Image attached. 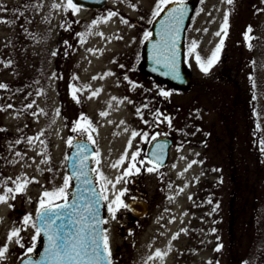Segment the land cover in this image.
<instances>
[{
  "label": "rangeland",
  "instance_id": "1",
  "mask_svg": "<svg viewBox=\"0 0 264 264\" xmlns=\"http://www.w3.org/2000/svg\"><path fill=\"white\" fill-rule=\"evenodd\" d=\"M62 2L0 0L5 9L0 11V19L8 21L0 23V83L7 85L0 88V175L15 178L26 174L38 181L10 201L14 207L0 204V244L11 227L20 226L26 213L35 217L44 190L63 184V176L69 174L65 159L70 150L67 140L87 136L72 131L74 122L83 114L96 128L92 135L100 153L98 167L113 181L128 166L125 162L114 169L110 164L126 150L131 130L147 131L150 136L156 132L160 136L172 135L174 140L164 167L151 173L146 171L149 166L141 167L137 181L146 190L150 205L133 230L124 233L121 228L124 208L112 219L105 207L113 264H244L243 232L251 203L258 197L256 190L258 194L262 180L264 183V176L255 177L258 173L254 168L255 162L261 170L264 164V160H259L261 133L255 132L257 118L264 129V0H234L231 5L224 0L194 1L184 37L183 64L191 75V82L185 87L147 72L143 65V34L151 30L149 20L157 0H107L100 8L81 7L77 15L52 8L53 3ZM109 11H116L119 16L90 27L93 20L102 21ZM225 12L229 13L227 36L218 61L205 75L195 59L187 55V49L195 40L198 54L202 58L210 56L220 42L221 37L215 33L221 29ZM120 17L129 23H121ZM248 26L253 29L250 35L255 37L251 49L244 37ZM86 32L91 34L81 44L77 33ZM97 32L104 36L96 35ZM117 35L122 39L115 38ZM108 72L114 75L92 79ZM125 75L141 87L132 89L124 80ZM70 85L91 87L77 93V103ZM160 88L172 95L160 96ZM95 89L102 91L89 99ZM111 97L128 100L117 109V101ZM30 103L32 108H27ZM145 103L148 108L142 107ZM137 108H141L143 119L149 124L143 123ZM156 110L172 118L171 127L167 122L158 126L153 123ZM102 111L110 114L102 117ZM125 127L129 132L123 131ZM41 132L40 140L27 143L28 137ZM148 145L141 137L135 138L129 155L139 147L143 149L139 159H146ZM17 152L22 155L16 156ZM45 159L48 163L41 162ZM192 160L198 163L185 172ZM132 176L126 178L127 183ZM127 183L116 184V190L126 188ZM107 187L111 199L113 189L111 185ZM181 188L183 192L179 191ZM263 196L262 193L264 202ZM124 197L129 198L126 194ZM209 198L211 203L207 202ZM173 217L175 222L170 223ZM182 228L187 233L181 232L178 239L172 240ZM33 232L29 228L21 233L26 246L31 243ZM41 243L42 237L38 248ZM169 245L171 251L163 261L147 260L156 249L166 250ZM23 252L13 243L0 264H18Z\"/></svg>",
  "mask_w": 264,
  "mask_h": 264
},
{
  "label": "snow or ice",
  "instance_id": "2",
  "mask_svg": "<svg viewBox=\"0 0 264 264\" xmlns=\"http://www.w3.org/2000/svg\"><path fill=\"white\" fill-rule=\"evenodd\" d=\"M225 3L231 5L234 0H224ZM169 4L176 5L175 7L170 8L167 11L165 17L159 21V40L152 44V61L155 65L161 66L165 69L162 73L165 76L173 77L176 79L180 78L179 71V56L180 50L178 47V39L180 33L183 30L182 26L185 20V17L188 13V8L186 7L185 0H157L154 10L151 13V19L149 23L155 22L156 18L164 12L165 8ZM134 8L135 5H132ZM52 8L61 9L65 13L71 11L73 15H77L81 11V6H78L75 3V0H63L62 3H53ZM5 10L0 6V11ZM264 11V9H261ZM199 13H197L198 15ZM210 14V13H209ZM119 16V13L116 11H109L103 20H93L90 27H95L99 23H107L113 17ZM120 22L123 24H128V20L120 17ZM0 23H8L6 20L0 19ZM70 26V25H69ZM229 26V13L225 12L221 29L215 33L216 36L221 37L219 44L212 51L211 55L207 58H202L197 50L198 42L193 40L188 49L187 55L192 57L197 62L199 69L207 75L211 68L219 59V53L224 44V37L227 36V29ZM199 31V30H198ZM206 31V30H205ZM253 29L251 26H248L244 33L245 40L248 41L249 49L252 48L251 40L255 39L254 36L250 35ZM223 33V36H222ZM91 32L86 33H77V36L80 37V43H85L84 37L90 35ZM96 35L101 37L104 36L102 32H97ZM153 32L145 31L143 34V39L145 41L151 40ZM115 38L122 39L119 35ZM67 43V42H65ZM88 51L95 53L94 49H88ZM53 55H56L53 52ZM254 63V62H253ZM10 64V62H9ZM6 67L8 65H5ZM121 68L124 65H120ZM154 71H158V68H154ZM114 75V73L108 72L104 76L92 77L93 80L103 79L106 76ZM73 79H78V77H73ZM252 77H250V80ZM124 80L128 82L132 89L141 87L136 84L134 81L130 80L127 75L124 76ZM254 84V81H253ZM90 85H83L81 88H77L74 85H70L71 95L77 103H79V98L77 93L84 90L90 89ZM0 88H7V85L0 83ZM102 89H95L91 91L89 99L97 97ZM31 95V94H29ZM159 95L163 97H169L172 95L170 91H165L164 89H159ZM111 100L117 101V109L119 104L124 103L128 100L127 97H124L122 100H118L117 97H111ZM132 103V101H128ZM32 104H28L27 108H32ZM8 108H11L12 105H8ZM108 107L111 108L112 105L109 102ZM143 108H148V104L145 103ZM137 113L141 116L144 124H149L148 120L143 119L141 108H137ZM40 112L43 114L44 110L41 109ZM57 115H59V110L57 109ZM110 113L108 111H102L99 113L102 117H107ZM35 115V113H33ZM154 121L156 126L160 123L167 122L169 127L172 124V118L160 113L158 110L153 112ZM162 117V119H161ZM112 123V121H109ZM124 121H120V124H124ZM2 130V129H0ZM73 132L87 133L86 141H90L91 144L95 145L96 141L93 138L92 132L96 131V128L93 125V122L86 116L81 114L77 121L74 122V127L72 128ZM124 132H129V129L125 127ZM255 132L261 133V138L258 141L259 150L264 154V129L261 128L259 123V118H257ZM43 135V132L34 137H28L27 143L32 144L36 140H40V136ZM161 133L156 132L150 136L147 131H137L131 130L130 139L127 142L126 150L121 154L119 159L110 164V167L118 169L127 162L128 166L124 171L115 177V180H111L106 177L103 172L98 167L100 164V153L98 150L93 151L87 142H79L75 145L73 144V138L69 137L67 140V145L69 147H75L76 152L73 156H66L65 159L71 161L70 174H65L63 176V184L58 187H53L51 190H44L39 197L38 207L35 213V217L31 213H26L21 221L20 226H13L8 230L6 239L3 244H0V262L6 259L7 253L9 252L10 245L15 243L21 249H24L23 255L20 258L21 264H113L112 261V252L110 246V240L108 235V229L103 227L108 223V220L101 218L100 210L104 206V202H107L106 207L108 213L111 215L112 219L116 218V213L120 211L121 208H129L122 197L127 192V188L116 190V184L121 182L127 183V177H130L134 174H139L141 167L145 164L150 165L146 168L147 172H157L159 167L162 165V162L165 158V148L167 145L165 143H155L152 147V150L147 154L146 159H139L141 157L143 149L137 147L135 151L131 152L129 155V149L132 148V142L135 138L141 137L142 141L148 144H151L153 141H157ZM167 135V134H165ZM16 143H21L20 140H17ZM41 144L44 141H40ZM182 148V146H181ZM181 150L178 148V151ZM43 155V153H39ZM22 154L17 152L16 156H21ZM198 155V154H197ZM94 161L93 167H89V160ZM180 159H186L185 157H180ZM42 163H48V159L42 160ZM19 163V161H16ZM198 161L192 160L188 163L184 171H188L194 164H197ZM199 163H202L199 162ZM137 165H140L138 167ZM30 166V165H29ZM175 167V165H173ZM51 171V169H48ZM215 171V169H214ZM95 173L99 177L100 181H103L102 184L99 182L94 183L92 174ZM183 175V173H180ZM198 180V178H197ZM76 183V189L74 193H70L69 189L73 187V182ZM31 183H38L35 177H28L26 174L13 177H3L0 175V204H7L10 208L14 207L10 201L15 200L18 195H23L26 193L28 186ZM108 185H111L113 192L112 198H109ZM180 192H183L184 189H179ZM71 195V199H69ZM189 200L192 199L191 196L188 197ZM169 199H174L169 197ZM211 203V199L207 201ZM218 207V205H216ZM215 210V208L213 209ZM167 211V210H166ZM187 215V213H185ZM2 222V218H0ZM170 223L175 222V217L169 221ZM29 228L33 229V235L31 236V243L26 246L23 243V236L21 233L27 231ZM186 228L180 229L179 232L173 234L172 240L178 239L181 232L187 233ZM212 231H215L213 229ZM43 236L46 240V246L43 249V252L39 254L38 258H34L36 255L37 243ZM220 247H217L215 250L219 251ZM171 251V246L166 250L156 249L155 252L148 256V261L160 260L163 261L164 257ZM208 264H212L211 261Z\"/></svg>",
  "mask_w": 264,
  "mask_h": 264
},
{
  "label": "water",
  "instance_id": "3",
  "mask_svg": "<svg viewBox=\"0 0 264 264\" xmlns=\"http://www.w3.org/2000/svg\"><path fill=\"white\" fill-rule=\"evenodd\" d=\"M106 1L107 0H75V3H77L78 6H81V7H85V8H100V7H103L105 6L106 4ZM185 4H186V7L188 8V13L185 17V20H184V23H183V26H182V31L180 33V37L178 39V47H179V50H180V56H179V71H180V78L179 79H176V78H173V77H169V76H165L163 75L162 73L165 71V69L161 66H157L153 63L152 61V44L155 43L156 41L159 40V29H160V23L159 21L162 20L165 15L167 14V11L172 8V7H175L176 5L174 4H169L164 12L161 13V15L159 17L156 18L155 22L153 23V26H152V31H153V36L151 38V40L149 41H146V44H145V48H144V56H145V60H144V68L145 70H147L148 72L158 76V77H161L163 79H166V80H169L170 82L176 84V85H179V86H182V87H185V86H188L191 82V75L190 73L185 70L184 68V64H183V44H184V34H185V29L188 25V22H189V19H190V16L192 14V11H193V1L192 0H185ZM154 68H158L159 70L158 71H154L153 69ZM79 142H87L89 147L95 151V148L93 146V144H91L90 141H86V138H83V137H80V136H76L74 139H73V144L75 145L76 143H79ZM165 143L167 145V147L165 148V158L162 162V165H165L168 157H169V151H170V146L171 144L173 143V139L171 137H167V136H160L158 137L157 141H153L149 148H148V151L147 153H149L151 150H152V147L155 143ZM76 152V148L73 146V147H70V150L68 152V155L69 157L73 156ZM70 163L71 161H68L67 160V168H68V172L70 174L71 172V168H70ZM94 164H93V160L91 159V156H90V160H89V167H93ZM92 178L94 180V183L98 182L97 181V178L95 177V173L92 174ZM75 189H76V183L75 181L73 182V187L70 189V193H74L75 192ZM69 199H71V195L69 197ZM129 205V208L134 212V213H137L139 215H144L147 210H148V204L147 202H145L144 200H138V201H135V200H132L128 203ZM104 207H105V203H104V206L101 208L100 210V215H101V218H104ZM104 227V225H103ZM43 238V241H42V244H41V247L38 251V253L35 255L34 258H38L39 257V254L43 252V249L44 247L46 246V240L45 238L42 236ZM19 264H21V260L19 261Z\"/></svg>",
  "mask_w": 264,
  "mask_h": 264
},
{
  "label": "trees",
  "instance_id": "4",
  "mask_svg": "<svg viewBox=\"0 0 264 264\" xmlns=\"http://www.w3.org/2000/svg\"><path fill=\"white\" fill-rule=\"evenodd\" d=\"M260 161L264 160V155L260 154ZM255 173L260 178L264 176V164L262 165V170L257 162L254 165ZM252 169V168H251ZM253 170V169H252ZM251 170V171H252ZM239 171V169L237 170ZM254 171V170H253ZM247 186V184H246ZM256 190L255 200L251 203V212L249 214V220L247 223V227L243 232V237L246 241L242 242L243 248V263L250 264H264V202L261 201V194H264V183L262 180V188L260 190ZM264 199V196H263ZM246 255L248 257L246 258Z\"/></svg>",
  "mask_w": 264,
  "mask_h": 264
},
{
  "label": "flooded vegetation",
  "instance_id": "5",
  "mask_svg": "<svg viewBox=\"0 0 264 264\" xmlns=\"http://www.w3.org/2000/svg\"><path fill=\"white\" fill-rule=\"evenodd\" d=\"M152 25H153V23H152ZM152 25H151V27H152ZM145 165L150 166L147 164H145ZM137 166L140 167L139 165H137ZM137 179H139L138 174H135L134 176L131 177L130 182L127 183V187H126L127 192L125 193L127 196H129V198L127 199V197H124L123 200L128 205V203L132 200L138 201V200L144 199L150 205V202L147 198V192H146V190L141 188L140 182L137 181ZM145 215L141 216L137 213H134L130 208H126V209L124 208V211L121 213V217H120V222L122 224L121 228H122V230H124V233H126V231L133 230L135 228V226L139 224V220H141L142 217H144Z\"/></svg>",
  "mask_w": 264,
  "mask_h": 264
}]
</instances>
